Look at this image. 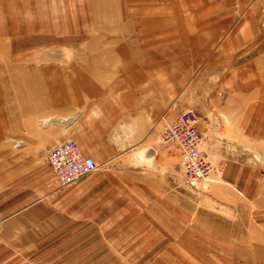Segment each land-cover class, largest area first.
<instances>
[{"label": "rangeland", "instance_id": "374dc122", "mask_svg": "<svg viewBox=\"0 0 264 264\" xmlns=\"http://www.w3.org/2000/svg\"><path fill=\"white\" fill-rule=\"evenodd\" d=\"M164 62L176 79L169 114L195 112L214 168L208 181L190 184L178 149L161 138L154 161L151 145L119 124L103 138L110 85L160 75ZM233 81L264 84V0H0V115L8 104L21 121L24 110L78 104L68 114L76 137L64 140L112 153L106 164L94 159L85 188L60 187L47 140L9 138L1 122L0 194L173 196L145 214L153 233L134 239L152 251L136 264H264V138L235 136ZM251 92L246 104L260 96Z\"/></svg>", "mask_w": 264, "mask_h": 264}, {"label": "crops", "instance_id": "0c3cea01", "mask_svg": "<svg viewBox=\"0 0 264 264\" xmlns=\"http://www.w3.org/2000/svg\"><path fill=\"white\" fill-rule=\"evenodd\" d=\"M166 64L164 62L161 68L163 73H146L139 78L143 80L140 83L128 84L126 81L110 85L109 95H106L109 99L106 97V100L111 103L109 113L113 118L109 121V129L105 128L108 135L105 134L104 139L111 136L119 124L121 135L125 130L128 136L144 140V145H151V159H155L158 151L155 143L164 132L160 131V125L161 122H172L168 109L176 95L175 71L170 73L165 68ZM234 81L235 136L248 138L258 135L264 138V84L256 89L255 84ZM253 88L259 91L260 96L252 104H246L249 97L255 96L251 92ZM76 106L79 105L67 103L47 105L38 111L24 110L21 121V116L17 120L15 108L12 111V105L8 104L7 116L0 115V124L7 123L9 138L46 139L47 147L52 148L66 138L76 137L68 130L79 122L78 118L68 115ZM4 137L0 130V140ZM81 148L84 155L102 164L112 158V153L106 150L101 157L95 147L84 145ZM250 176L248 174V179ZM86 177L76 182L72 189L85 188L82 181ZM238 177H242L240 173ZM87 188L95 191L96 185L88 184ZM52 192L0 194V264H7L8 259L14 258L24 260L25 264H127L128 260L136 264L142 253L152 251V247L147 248L134 239L153 233L152 224L144 220L145 214L159 211L158 204L171 202L174 198L150 194Z\"/></svg>", "mask_w": 264, "mask_h": 264}, {"label": "built area", "instance_id": "2783aa9c", "mask_svg": "<svg viewBox=\"0 0 264 264\" xmlns=\"http://www.w3.org/2000/svg\"><path fill=\"white\" fill-rule=\"evenodd\" d=\"M161 141L178 149L183 175L190 184L210 179L214 168L204 156L199 119L192 109L181 112L166 124ZM46 162L60 187L78 182L97 168L95 160L84 155L73 141H64L52 147Z\"/></svg>", "mask_w": 264, "mask_h": 264}]
</instances>
